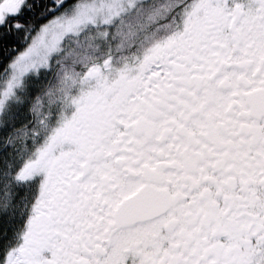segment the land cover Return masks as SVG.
I'll use <instances>...</instances> for the list:
<instances>
[{
	"label": "snow or ice",
	"instance_id": "snow-or-ice-1",
	"mask_svg": "<svg viewBox=\"0 0 264 264\" xmlns=\"http://www.w3.org/2000/svg\"><path fill=\"white\" fill-rule=\"evenodd\" d=\"M0 264H264V0H0Z\"/></svg>",
	"mask_w": 264,
	"mask_h": 264
}]
</instances>
